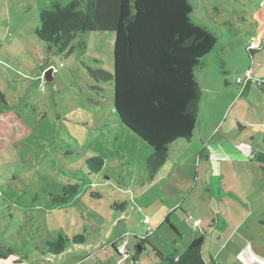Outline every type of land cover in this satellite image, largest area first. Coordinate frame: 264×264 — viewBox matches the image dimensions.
I'll return each instance as SVG.
<instances>
[{
    "label": "rangeland",
    "instance_id": "374dc122",
    "mask_svg": "<svg viewBox=\"0 0 264 264\" xmlns=\"http://www.w3.org/2000/svg\"><path fill=\"white\" fill-rule=\"evenodd\" d=\"M71 1L0 0V112H8L0 115V246L7 255L0 264H167L157 252L179 255L201 236L205 264H264V224H244L249 234L242 236L231 205L233 198L241 204L233 191H244L247 172L262 171L243 162V148L236 153L244 140H234L236 119L249 118L250 104L234 100L242 87L236 79L252 65L264 68L251 21L263 0H189L194 22L217 39L196 72L202 97L193 138L200 126L216 130L224 111L227 122L213 141L225 133L220 147L228 159L199 163V144L178 142L155 175L146 165L151 148L116 117L112 82L96 83L89 72H113L114 33L78 35L69 54L49 52L35 35L43 10ZM249 49L260 51L251 57ZM255 94L247 98L257 112L262 97ZM93 157L103 160L98 172L86 163ZM59 235L70 242L52 255L47 242ZM74 236L84 243L74 244Z\"/></svg>",
    "mask_w": 264,
    "mask_h": 264
},
{
    "label": "trees",
    "instance_id": "16d2710c",
    "mask_svg": "<svg viewBox=\"0 0 264 264\" xmlns=\"http://www.w3.org/2000/svg\"><path fill=\"white\" fill-rule=\"evenodd\" d=\"M192 12L189 0H73L43 10L35 29L47 50L58 54L71 53L74 47L70 45L78 35L114 33L113 72H89L96 83L112 82L116 117L151 148L146 165L153 175L165 165L173 144L190 143L199 118L202 92L196 72L217 39L208 27L194 22ZM251 21L259 49L264 51V0L251 14ZM259 49L248 52L252 57ZM0 101L6 103L1 92ZM86 163L96 167V172L103 166L100 157ZM72 189L70 196L77 192ZM58 200L67 201V195ZM118 207L123 210L124 204ZM203 239L198 237L179 255H157L167 264H205ZM71 241L82 244L84 238L74 236ZM68 242V237L59 235L47 242V252L59 255ZM6 257L0 246V260Z\"/></svg>",
    "mask_w": 264,
    "mask_h": 264
},
{
    "label": "crops",
    "instance_id": "0c3cea01",
    "mask_svg": "<svg viewBox=\"0 0 264 264\" xmlns=\"http://www.w3.org/2000/svg\"><path fill=\"white\" fill-rule=\"evenodd\" d=\"M252 66L250 69L246 70V72L247 71L250 72V78L249 79L245 78L243 82L239 84L240 86H242L240 89L241 91L239 92L237 96H235L236 101L234 100L235 104L238 103L240 100H243V101L245 100L246 102H249L250 104L249 108L246 111V114L249 115V118L246 117L243 123L241 119L240 120L236 119L237 120L236 122L241 129L235 135L234 140H236V138L238 137H241L244 140H242L241 142L235 143V147L237 148V151H238V152L236 151L235 152L237 153V155L241 156L240 148H243V150L246 151V153L243 156L244 158L241 157L243 162L246 165H250V166L253 165L254 167H257V169H258V166H261L260 168L262 170L261 172L258 170L257 173L247 172L246 174L247 183L245 184V188H243L244 191L243 192L233 191L234 193H239V196L241 197L240 205L237 202V199L235 198H233L231 201V205L235 209L233 214H241V217L237 216L238 223L234 226V228L237 230H242L241 235L245 237H247V234H249V232L245 231L244 224L247 225L248 223L251 222L249 225L251 226L253 222L256 223L258 221L264 224V222H262L264 220V217H262V215H264V68L262 65H260V63H259V66H256L258 68H256L255 70H251L253 69ZM51 73L52 71L50 73L49 71L46 72V75L49 80L51 79ZM256 92H259L260 97H262V100L261 98L258 100L259 103L256 108L257 112L255 111L254 107L251 105V104L254 105L253 101L252 100L250 101V99H248L249 93L253 94V97H255ZM223 112L224 111H222L217 121L216 130L213 129L211 131L209 130V126H206V127L200 126L199 129L197 130L195 139L192 138L195 141L194 144L198 143L199 147L202 148L201 150H203L202 152L204 155L201 156L202 154L201 152L200 156L196 158L198 159V161H200L201 158L205 160L202 162H206V163L212 162L213 159H217L218 161L224 158L228 159L227 153L224 152L227 149L220 147L222 145V142H225V133L224 132L221 133L220 138L216 141H213L215 135L219 132L218 128H220V126H222L223 124L225 125V123L227 122L226 118L224 119V121H221V118L223 117ZM230 129H231V126L225 132H228ZM250 132H253L255 136L251 137ZM257 135H261L260 136L261 139H258ZM203 138L206 141H204ZM257 140H259V142ZM203 141L204 143H202ZM254 142L256 143V145L254 144ZM245 143L250 144L251 147L246 145ZM188 144L190 145V147L194 145V144L192 145V142ZM214 146L222 148V150H219L218 152L219 154L218 153L216 154L215 150L212 149ZM207 148H209V151L207 150ZM235 158L234 160L236 163H238L241 160L240 157H235ZM199 163H201V161ZM250 174L258 175L261 177L255 176V178H251ZM256 180L260 182V185L258 188H254ZM233 192L229 195H232ZM220 200H222L221 203H224L223 199H220ZM215 210L216 208L212 209V212H214ZM230 219L233 222H235V220L232 217H230ZM249 219H252V221L251 220L249 221ZM201 224H202V221H200L199 226Z\"/></svg>",
    "mask_w": 264,
    "mask_h": 264
},
{
    "label": "built area",
    "instance_id": "2783aa9c",
    "mask_svg": "<svg viewBox=\"0 0 264 264\" xmlns=\"http://www.w3.org/2000/svg\"><path fill=\"white\" fill-rule=\"evenodd\" d=\"M245 78H248V79L250 78V72H249V71L245 72ZM242 82H243L242 79H240V78H237V79H236V83H237V84H241ZM199 224H200V221H196V222L194 223V225H195L196 227H198ZM125 244H126V243H123V247L125 246Z\"/></svg>",
    "mask_w": 264,
    "mask_h": 264
},
{
    "label": "water",
    "instance_id": "95a60500",
    "mask_svg": "<svg viewBox=\"0 0 264 264\" xmlns=\"http://www.w3.org/2000/svg\"><path fill=\"white\" fill-rule=\"evenodd\" d=\"M51 71H53V69L49 70V73H50ZM45 76H46V78L48 79V77H47L46 73H45ZM48 80H49V79H48Z\"/></svg>",
    "mask_w": 264,
    "mask_h": 264
}]
</instances>
